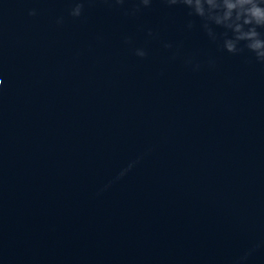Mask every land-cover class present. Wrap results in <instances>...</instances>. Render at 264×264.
I'll use <instances>...</instances> for the list:
<instances>
[{"label":"clouds","instance_id":"clouds-1","mask_svg":"<svg viewBox=\"0 0 264 264\" xmlns=\"http://www.w3.org/2000/svg\"><path fill=\"white\" fill-rule=\"evenodd\" d=\"M86 0H75L70 15L78 18L83 14ZM121 5L125 0H114ZM153 0H138L139 6L148 8ZM169 6L182 5L190 16L199 17L201 27L210 39L222 38V48L231 54H240L245 49L255 60L264 64V0H164ZM137 7L134 11H139ZM35 15V12H30ZM62 22V21H59ZM215 26V27H213ZM193 23L189 22L188 28ZM216 28L223 29L217 33ZM151 35V33H149ZM171 45H166L170 47ZM136 55L145 57L144 49H136Z\"/></svg>","mask_w":264,"mask_h":264}]
</instances>
